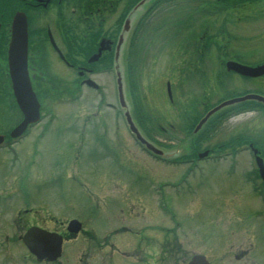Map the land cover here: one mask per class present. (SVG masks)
<instances>
[{
  "label": "rangeland",
  "instance_id": "374dc122",
  "mask_svg": "<svg viewBox=\"0 0 264 264\" xmlns=\"http://www.w3.org/2000/svg\"><path fill=\"white\" fill-rule=\"evenodd\" d=\"M129 2V0L115 2L113 10L102 21L99 31L104 33L110 30L116 33ZM150 2L147 1L144 6L135 10L131 17V27L124 35V43L120 51V54H124V58L120 56L119 59L118 56L116 73L120 74L125 81L128 91L125 93L124 90V95L130 109L131 119L137 123L136 127L146 141L155 148L162 150V155L168 159L182 161L188 157L195 158L197 155L194 156V152L197 149L192 146V138L196 136L185 137L179 134V131L182 130L180 129L183 123L182 117L185 115L181 114L184 108L181 110L178 108L179 105L189 103L196 93L201 98V94L207 91L205 94L207 104L211 106L218 100L219 94L217 93H221L220 96L224 98L231 96L230 93H227L228 91L245 92L264 89V79L244 80L234 74L230 75L231 78L228 77L229 75H223V77L218 75L215 83L212 79L213 75L224 74L225 72L219 66L213 53L210 54L211 59L205 65H201V68L208 72L206 77L202 75L199 79L198 75L189 70L192 67L188 69L186 66L192 53L186 44L194 41L191 33H189L190 38H187L188 41L176 37L178 44L176 46L170 45L169 42H165L166 38L169 37V34L166 33L169 29L168 26L156 35L158 37H153L154 40H161L162 46L160 44L158 48L159 44H157L154 47L150 46L147 52L143 51L145 64L143 72L131 70L130 76L129 67L137 63V55L134 47H128V42L130 40L134 42L139 38L134 37L135 34L132 30L136 25L137 18L149 6ZM17 7L19 6L15 5L14 9ZM167 8L168 4L165 5L164 10L162 7L155 9V19H157L160 11L164 12ZM199 12L202 11H194V18H202L203 15ZM191 17L193 16L189 14L190 20ZM207 17L209 18L207 23L212 25L209 34L215 33V36L217 35L215 39L217 44L212 50L214 53L215 50L218 53L225 40L221 32L218 31V22L215 27L216 15L206 13L205 18ZM54 19L49 18L48 20L51 28L53 30L55 28L56 31L59 23L54 22ZM231 19L233 21L234 18ZM197 21L193 19L192 23L197 25ZM263 23L264 17H260L257 22L240 23V26L236 27L237 33L240 34L239 43L227 48L228 55L239 57L245 64H255L263 60ZM188 25L187 20L178 27L180 36L183 33H188ZM148 27H154L153 23L148 24ZM195 28L197 27L195 26ZM233 31L235 34L234 28ZM251 34L256 35V39L262 41L263 44L255 43L256 39H244ZM242 37H244L243 40ZM144 41L150 44L147 38ZM193 56L195 57V55ZM180 62L184 64L182 68L179 66ZM52 64L56 73L66 74V80H62V82L68 83L67 80L72 79V77H74L73 81L76 82L77 77L61 65L56 58L52 60ZM43 68L47 69L44 66ZM0 70L3 72V64H0ZM201 71L199 70L198 73L201 74ZM185 73V76L179 77ZM188 73L190 74L187 78ZM108 76L97 73L94 78L104 93L89 92L86 88H82L83 93H78V97L71 95L72 97L62 98L61 103L54 105L56 110L53 115L54 120L49 113H44L42 122L32 129V135L26 137L27 139L24 138L21 144L16 146L19 154L18 168H22L26 162L29 168L19 171L23 178L22 176L18 177L14 172L7 175L6 180L2 183L11 190V188L18 187L19 180H23L26 198L31 197V192H33L35 198L32 201L39 200L34 205L40 207L36 208L39 211L36 214L44 210V213L47 211L52 215L66 218L75 215L77 217H93L90 214H84V212L83 215L80 213L78 203L74 200L76 196L79 205L82 204L86 209L90 208L96 211L90 205V200L94 199V203L92 201L94 206L97 204L99 207H103L106 205L103 199L106 195L111 194L107 199L109 204L111 203L109 208H113V211L111 216L106 217L126 219V224H136L145 235H156V244L162 251H168L173 245L172 242L176 240L180 242L187 256L190 257L194 253L201 252L216 264H222L223 251L228 249L224 246V242L232 243L236 240L237 235L245 234L242 231L238 233L239 226H231V221L238 222L241 218L252 216L264 219V202L259 201L256 196L258 190L250 189L251 182L244 180L243 177V172L247 175L250 173L254 175L255 173L251 150L238 154L239 165L235 167H229L228 161L202 164L197 162L196 166L195 163L191 162H168L171 164H165L167 163L165 161L153 160L151 155L134 144L130 134H128L127 125V130H125L118 116L113 117L115 115L114 108L108 106L114 103L111 96V81ZM113 77H115L114 74ZM46 79L48 86L45 83L42 86L49 89V81L52 79L50 76H46L41 81ZM186 79L187 81H185ZM218 79L223 83V88L221 85L215 88V84L220 82ZM181 80L182 82L185 81L182 85L186 92H179L176 88L181 86ZM2 82L0 78V132L13 127L21 119L16 108L14 110L5 108L11 98ZM62 82L54 80L53 83L55 84H52L56 86L52 89L58 90ZM75 82L72 83L76 84ZM127 82L130 84L128 87ZM166 82L170 83L171 102L168 101L166 95ZM209 90L210 92H208ZM128 93L133 94L128 95ZM43 94L45 96L47 93ZM48 94V99L43 101L45 108L51 105L52 102L50 101L55 97L50 93ZM96 109L101 111V114H96ZM59 110L60 112H58ZM147 110L156 115L153 121L160 119V125L168 129L162 131L152 124L149 126ZM194 110L196 112L191 115L192 118L198 115L197 109ZM13 112L15 115L12 114ZM236 112L238 114L234 115ZM45 126L47 128L43 131V135L37 137L40 136ZM70 126L74 127L75 133L70 131ZM241 129L248 130L247 138L251 139L250 142L254 148L261 151V155L264 156V110L256 106L254 102H241L223 108L207 123L199 137L206 140L205 144L210 147V152L214 148L217 149L218 147L215 146L223 142L222 152H225L229 150L225 149L227 147L232 149L248 143L240 144V141L226 140L232 135V131ZM102 133L104 136H100ZM255 136L260 139V145L256 144ZM13 147L15 148V145ZM8 157L10 155L5 151H0V175L3 171L12 169L7 163ZM31 159H33L32 162H30ZM71 163H74L75 167L69 166ZM225 170L234 171V173L226 175ZM156 184L162 188L161 205L158 204V198L153 191V186ZM0 187L4 188L3 186ZM105 187L108 188L105 189ZM112 187L115 189L112 190ZM58 188H62V198L58 197L59 200L56 196H51V193H54L51 191ZM95 190H98L100 196L95 194ZM49 192L51 193L49 194ZM113 192L116 195H112ZM89 193H91V197L96 198H91ZM41 197H44L46 202ZM60 205H62V213L58 209ZM24 207L26 206L19 208ZM42 208L43 210H41ZM122 208L124 211L120 213ZM36 217L42 216L38 214ZM225 221L226 226L223 225ZM177 222L179 225L175 224ZM132 229L139 231L134 227ZM262 235L264 236V231ZM171 255L175 256L176 251L171 252Z\"/></svg>",
  "mask_w": 264,
  "mask_h": 264
},
{
  "label": "flooded vegetation",
  "instance_id": "af4514ba",
  "mask_svg": "<svg viewBox=\"0 0 264 264\" xmlns=\"http://www.w3.org/2000/svg\"><path fill=\"white\" fill-rule=\"evenodd\" d=\"M78 3L79 8H71L69 12L66 8L74 6V1L62 0V20L66 18V14L77 11L75 19L78 20L80 25L75 30L81 37L80 49H76L73 52L72 47L67 42L73 44L74 38L68 37L64 33H62V41H56V48L48 44L49 47L45 51L37 43L30 40V49L28 51L29 75L32 80L42 79L51 74L57 78L59 76L60 80H66V74H58L53 70V64L49 59H59L54 55L59 52L66 57V60H59V62L70 73L73 72L79 76L77 77L79 83L82 84V80L88 77L95 78V74L97 73L109 75L108 77L112 86L111 93H113L112 77L113 73H116L113 58H111L110 65L105 64V56L108 53L111 54L112 50L102 52L96 60H90V57L98 51V38L96 36L88 37L86 33H83V30H87L90 26L98 24L99 7L96 5H86L81 1ZM40 5H43V3L35 2L32 4L33 7ZM50 5L51 1L49 0L46 6L49 8ZM91 6H94V9ZM234 8L241 19L243 17H253L255 11L260 17H264V0H240ZM221 27H223V24H221ZM62 29L66 31L67 27L63 26ZM206 33L207 28L199 36L198 40L200 41L193 39V42H188L187 44V47H190V49L197 48V53L201 55L199 62L203 61L204 51L208 44L202 37ZM112 34L113 32H111L110 36ZM41 53L42 56L40 57ZM99 62L101 64H98ZM0 63H3L1 51ZM98 65L102 67L98 68ZM43 66L47 69H44ZM93 91L94 93H104L99 87ZM259 94L264 95V93ZM258 144L260 143L258 142ZM259 152L261 153V151ZM227 156L230 155L224 154V157ZM261 156L264 159V156ZM249 177L261 183L262 189H264V183L261 182L256 173L254 175L250 173ZM256 196L259 201L264 200V193L259 189ZM20 215L21 212L17 209L12 213V216L6 217L0 207V264H185L188 260L186 253L181 251L178 241H174L176 255L168 256L167 252L162 251L156 244V238H146L142 234H131L129 225L118 223V219L101 217L81 218L79 219L80 225L77 227V232L73 233L69 232L67 228L68 220L66 219L50 217L40 222L39 220H35V218L20 217ZM260 220L262 221L260 222ZM33 225L41 227V229H44L49 234L45 248L47 254L50 256H45L41 260L28 251L22 241L27 228ZM223 225L226 226L227 224L224 223ZM237 225L239 226L238 233L242 231L245 234L237 235L236 240L232 243L227 244V242H224V246L228 249H226L227 251H223L224 258L222 264H264V236L262 235L264 231V219L254 216L241 218L238 220ZM152 241L154 242L152 243ZM227 252L231 253L233 261L230 258L226 261Z\"/></svg>",
  "mask_w": 264,
  "mask_h": 264
},
{
  "label": "water",
  "instance_id": "95a60500",
  "mask_svg": "<svg viewBox=\"0 0 264 264\" xmlns=\"http://www.w3.org/2000/svg\"><path fill=\"white\" fill-rule=\"evenodd\" d=\"M128 27V20H126L125 28ZM12 40L10 43V50L8 54V66L10 72V80L16 102L23 113V119L19 125L11 132L12 136L20 134L30 122L38 119V108L36 96L32 91L25 67V53H26V21L22 13L18 12L14 15L12 20ZM227 69L234 70L241 75L258 76L264 73V63L256 66L242 65L236 62H227ZM247 98H255L264 103V98L255 94H249L244 97L233 98L222 102L217 107L209 111L196 126L197 130L206 118L214 111L224 105H228ZM1 140V138H0ZM154 152L160 153L159 150L147 144ZM205 153V152H204ZM260 174L264 179V166L258 160ZM187 264H208L202 255H194Z\"/></svg>",
  "mask_w": 264,
  "mask_h": 264
},
{
  "label": "trees",
  "instance_id": "16d2710c",
  "mask_svg": "<svg viewBox=\"0 0 264 264\" xmlns=\"http://www.w3.org/2000/svg\"><path fill=\"white\" fill-rule=\"evenodd\" d=\"M6 4H8L7 6H6V9L8 10V9H10L11 7H10V1H7V0H3ZM12 5V4H11ZM181 114H185L183 117H182V119H183V121L185 122V126L183 127V128H180V129H182L181 131L183 132V133H181V131H179V133H181V134H183V136H185V137H187V136H191L192 135V132H191V130H192V127L189 125V120H188V112L185 110V111H183V112H181ZM149 122H151V121H149ZM201 133V131L199 132V133H197L196 135H194V136H196V137H193L194 138V144H196V145H198V146H200V144H201V142L200 141H203L204 140V138L203 137H199V134ZM171 136H172V134H171ZM170 136V137H171ZM175 136V135H174Z\"/></svg>",
  "mask_w": 264,
  "mask_h": 264
}]
</instances>
